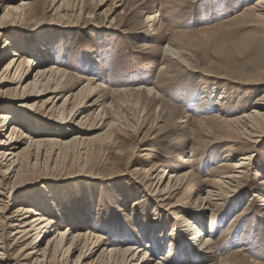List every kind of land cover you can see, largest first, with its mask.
<instances>
[{"label": "rangeland", "instance_id": "rangeland-1", "mask_svg": "<svg viewBox=\"0 0 264 264\" xmlns=\"http://www.w3.org/2000/svg\"><path fill=\"white\" fill-rule=\"evenodd\" d=\"M78 1L70 0L65 10L57 12L54 9L58 3L53 5V0L11 2L14 5L24 3L21 6L23 18L0 31V71L13 56L11 50H22L36 63L39 61L35 55L39 52L37 46L48 43L52 53L47 57L52 59V64L72 75L62 97L54 102H61L67 94L77 90L85 83L81 76L89 74L102 84V92L112 97L106 101L113 99L111 116L116 115L115 120L124 129V136L114 130L108 135L92 137L100 131L80 134L71 123L51 125L49 130L55 132L48 133L49 137L61 141L77 138L62 145L63 157H60L56 169H50L53 162L45 166L42 159L32 165L34 159L25 157L28 150L22 152L24 176L1 188L5 194L3 199L9 203L8 211L18 205V202L11 204L13 198L27 200L30 195L48 189L51 196L44 198V204L58 219L54 227L60 231L102 233L116 245H123L121 240L137 236L134 226L147 221L164 228L162 251L157 248L152 251L155 262L161 253L168 252L172 244L171 258L166 260L179 264L236 263L237 258L225 255L240 247L243 248L241 256L246 258L243 264H264V201L252 195L264 194V183H260L264 180V136L257 142L242 137L234 139L237 141L234 143L225 142L221 139L223 136L220 137L217 122L208 118L215 111L230 116L251 112L252 101L264 94V19L253 14L239 17L244 7L257 0H83L79 2L81 11L73 10ZM5 4L0 2V18ZM88 11L95 15L88 17L91 15ZM153 13L156 18L146 23L147 15ZM69 19L76 22L64 26L63 22ZM151 23L158 29L156 34L148 31ZM29 45L32 52L37 53H28ZM167 45L175 52L164 50ZM24 61L26 69L27 62ZM151 87L153 92L147 93L145 90ZM124 88H139L140 92L124 95L121 102L119 94L108 92ZM11 94L0 95L13 98ZM90 97L82 95L78 98L83 110L91 109V106H85ZM34 99L21 101L29 103ZM9 103L19 105L13 101ZM5 110L4 107L0 111ZM69 128L74 131H67ZM35 130L40 131L32 123L20 128L23 135L30 137L34 136L31 132ZM7 133L3 130L0 139H7ZM40 134L45 133L40 131ZM145 134V138H150L146 142L149 149L141 151L140 140ZM24 141L20 149L26 146L27 138ZM232 145L233 157L228 156L231 159L226 160L227 147ZM118 150L130 154L133 151L134 156L138 152L147 154L127 164L126 157L116 153ZM191 151L194 152V162L185 165L181 157H190ZM248 153L252 159L243 188L235 196L226 197L211 226L210 237L213 242L220 243V250L211 256L204 254L196 260L191 258V254L182 250L181 239L170 240L171 228L176 225L182 228L181 224L185 223L183 219V223H178L180 220L175 218V213L183 205L196 208L194 199L197 195L204 196L212 184L206 180L222 175L219 164L229 162L226 171H231L230 165ZM27 161L31 165H27ZM114 161L117 164L111 166ZM152 162L158 164L153 173L156 179L165 167L173 173L187 169L194 174L192 181L168 200L166 210L165 205L162 209H155V196L145 194L146 185L135 183L130 175L133 167H147ZM85 174L97 175L100 179L84 178ZM135 198L143 202L134 205ZM177 198L183 202L170 207ZM1 209L4 215H8L4 206ZM243 210H246L245 214L236 218ZM188 217L185 215V219ZM209 219L208 211L203 216L204 225L210 224ZM9 222V219H3L2 230L7 236L13 229L8 226ZM10 237L9 243L13 239ZM142 244L140 241L136 245ZM45 245L46 239L42 241V246ZM199 245L201 241H196V246ZM20 247L21 244L7 248L6 264L21 254L18 253ZM99 250L100 247L83 264L95 257ZM76 255L77 252L71 259ZM167 261L163 263L169 264Z\"/></svg>", "mask_w": 264, "mask_h": 264}, {"label": "bare ground", "instance_id": "bare-ground-1", "mask_svg": "<svg viewBox=\"0 0 264 264\" xmlns=\"http://www.w3.org/2000/svg\"><path fill=\"white\" fill-rule=\"evenodd\" d=\"M13 1L15 0H0L1 4L6 3L4 6V12L0 18V31L2 28L10 26L11 23L20 21V19L23 18L21 6H23L24 3L21 2L14 5L11 4ZM80 1L83 2V0ZM80 1L75 4L73 10L80 9L81 11L79 6ZM117 1L121 2L122 0ZM69 2L70 0H53V5L58 3L54 11L65 10L66 6L69 5ZM88 14H91L88 17H93L95 15L94 12L89 13V11ZM245 14H253L258 18L264 19V0H257L244 7V10L239 17L244 16ZM155 18L156 14H148L145 18V22L150 23ZM112 21L110 24L113 23ZM75 22L76 21L69 19L66 22H63V25L71 26ZM157 30L158 29L153 27V23H151L148 31L156 34ZM41 45L43 46H37L39 50L36 48L37 51H39L38 53L32 52L30 49L31 45L27 46L29 49L28 53H37L35 55L39 57V61L36 63H34V60L30 55H24L22 50L14 49L11 50L13 56L4 65L2 71H0V94L4 97V93L11 92V95L13 96V98H2L0 95V99H2L0 100V110L4 109V107L6 109L4 112L0 111V133L3 130L8 132L7 139H0V263L6 264L5 261L8 260L6 258L7 256L5 257L7 248L16 247L21 244L19 252L17 251L21 254L13 258V261H10L11 263L8 264H29L28 260L30 259H32L30 264H68L71 261H73V264H83L84 260L92 256L94 251L99 247L100 250L97 255L90 260L85 261V264H164L163 261H167L166 259L168 257L171 258L173 252L172 244H170L171 246L167 253L166 251L165 253H161L157 262L152 258L153 250L157 248L162 251L164 228H162L160 224L151 225V223L149 224L147 221H143L140 224L135 225L134 229L136 230L135 232L137 233V236L134 239L126 238L121 240L123 245H116L115 242L109 240L108 237L102 233L91 234V231L86 233H81L80 231L76 233H66L65 231H60L58 227H54L58 224V219L54 218V216L49 213L50 207L48 208L44 204V198H49L51 196L48 189H44V193L30 195V198L27 200H22L23 198H20L19 200L13 198L11 204L18 202V205H16L12 211H8L9 203L3 199L5 194L1 191V188L4 184H7L12 180L13 182L16 179L20 180L24 176V156L22 155V152L25 149L28 150L25 157L27 159H34L32 165H35L37 160L42 159V163L45 166H47L49 162H53L50 169H56L55 167L58 166L57 164L60 157H63L62 145H66L69 141H74L77 138L73 137L69 140L65 139L64 141H61V139H58L57 137H49L50 133L55 132L49 130L51 125L60 126V122H65V124L71 123L80 134H85L89 131H100V133L92 137L101 136V134L104 133L105 135H108V133H112L114 130L119 131L122 135L125 132L124 129L117 124L115 120L116 115L114 117L111 116L113 113L111 111L114 110V104L111 101L113 99L109 102H107L106 99L112 97L103 93L102 84L89 74H87V76H81L82 82L85 81V83H83L77 90L67 94L61 102H54V100L62 97L61 93L63 89L68 86V82L72 79V75L52 64V59L47 57L48 54L50 55V53H52L48 43H43ZM163 49L167 50L169 53L175 52V50L169 45ZM7 53L5 52V56ZM24 60L27 62L26 69H24ZM19 89H21V91L17 94ZM134 91L140 92V89H112L108 92H116L119 94V102H121V98L124 97V95ZM145 91L147 93L153 92V87L147 88ZM44 95L47 96L45 97ZM82 95H91L90 99L85 104L86 107L91 106V109L83 110L82 101H77ZM32 97H35V99L31 100L29 103L21 101V99L27 100ZM220 98L222 99L221 94ZM10 101L17 102L19 105H11L9 103ZM252 105L253 108L251 112H244L240 115L230 116L224 111H222L224 114L220 113L221 115L218 114V111H215L212 116L208 117L214 122H217L216 126H218V130L220 131V137L223 136V138H221L223 141L234 143L237 142L234 139L242 137L247 141L257 142L264 136V94L262 97L253 100ZM20 108L22 110H20ZM56 109L58 110L56 111ZM33 117L46 121H37ZM184 121H186V119ZM201 121L202 120H199V122ZM28 123L34 124L38 130L45 134H40V131L38 132L35 130L36 132H31L34 134L32 137L25 134L23 135L20 132V128L25 127ZM209 129L213 130L212 128ZM209 129L207 130L209 131ZM67 131L73 132L74 129L69 128ZM81 136L82 135H79L78 137ZM145 137L146 134L144 135V138L142 137V140H140L142 146L141 151L149 149L147 148L146 142L150 138ZM25 138H27L26 146L20 149V144L25 142ZM232 147L233 145L227 147L225 154L226 160H230L231 157H233V153H231L233 152ZM116 153L122 157H126L125 161L127 164L131 162L133 163L135 160L138 161L140 156L147 154L138 152V154H135L134 156L133 151H131L130 154L125 150H118ZM193 155L194 152L191 151L190 157H181V160L185 165L192 164V162H194V159H192ZM228 156L231 157L228 159ZM251 159L249 153L243 155L239 160L230 165L233 168L231 171H226L229 167V162L219 164V167H222V175L218 178L215 177V179L206 180L213 185H209L210 188L205 190L204 196L200 197L197 195L194 199L193 203H195L194 205L196 208L192 209L189 206L183 205L179 212L175 213V218L180 220L178 223H183L182 219L185 223L181 224L182 228L177 225L171 228L172 230H170L169 233L170 240L176 241L181 239L183 245L181 247L182 250L186 251L187 254H191V258L195 259L204 254H214L216 251L220 250V243L217 241L213 242L210 237L212 235L211 226H213L214 217L217 215L226 197L235 196L243 188L245 175L248 171ZM26 163L27 165H31L30 161H27ZM115 164H117V162L114 161L111 166H114ZM157 167L158 164L154 162L147 167L135 166L130 170V175L135 179V183L143 186L146 185L145 194L155 196L157 201L155 209L158 207L162 209V205H165L166 210L169 205L168 200L175 197L186 183L192 181L194 174L187 169L173 173L170 169L167 171V168L165 167L156 179V176H153V173ZM83 177L100 179L97 175L89 176L88 174H85ZM260 183H264V180ZM228 194L230 196H228ZM2 195L3 197H1ZM252 195L259 197L261 198V201H264V194L260 195V193H255ZM134 200V205L143 202V200L136 201V198ZM52 202L53 201H51V205ZM164 202L166 203L164 204ZM178 202L182 203L183 201L177 198L174 204L173 202L170 204V207H174L173 205H180ZM262 203L264 204V202ZM2 206L5 207L8 215H4V213L1 212H4V210L1 209ZM208 211L210 212L209 220L211 222L206 226L204 225L205 222L203 216ZM245 212L246 210L238 212L236 218L244 215ZM160 213L162 212L160 211ZM185 215H189L188 219H185ZM3 219H9L10 222L8 226L13 228L10 230L11 232L9 236H7L5 231L2 230V226L4 225ZM153 219H155V217ZM158 220L161 222L160 218ZM10 236H12L13 239L12 242L9 243L11 239ZM28 239L30 240L28 241ZM44 239H46V245L43 247L42 241ZM68 241L69 243L66 244ZM140 241L143 244L141 246L136 245ZM196 241H201V245L196 246ZM241 250H243V248H237L226 254L225 257L234 256V258H237V262L231 264H243V261L246 258L244 259V256H241L243 255ZM76 252L77 255L72 260L71 257ZM221 258L222 257L219 259ZM167 262L169 264H179L178 261Z\"/></svg>", "mask_w": 264, "mask_h": 264}]
</instances>
